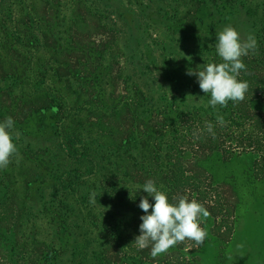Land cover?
<instances>
[{
	"label": "rangeland",
	"instance_id": "obj_1",
	"mask_svg": "<svg viewBox=\"0 0 264 264\" xmlns=\"http://www.w3.org/2000/svg\"><path fill=\"white\" fill-rule=\"evenodd\" d=\"M240 1L230 6V0H214L220 11L212 0H0V122L12 117L20 133L14 140L18 155L0 169V264H55L51 246L60 240L50 220L69 216L67 226L74 228L86 220V230L94 232L89 219L76 218L81 208L95 222L109 213L115 220L128 214L120 197L112 201L114 208L104 206L113 186L132 180L124 186L140 203L147 194L137 185L148 179L158 188L165 185L167 176H147L131 157H115L131 133L147 152L152 141L145 137L158 132L166 135L169 149L193 158L182 166L174 154L166 156L175 160L182 181L169 201L196 199L215 222L212 234L220 242L230 238L235 196L197 164L214 150L223 157L239 150L253 157L247 163L255 176H264L261 129L258 137L250 133L253 123L261 128L264 114L249 106L264 107V5ZM247 8L256 17L250 20ZM227 25L242 37L253 34L258 47L242 58L246 71L238 78L248 82L245 99L228 102L243 110L244 120L221 116V125L218 115L196 111L195 101L205 93L186 72L222 62L216 34ZM136 112L139 118L133 119ZM209 120L214 137L205 128ZM152 158L148 165L154 166ZM259 194L264 198V184ZM67 236H60L62 245L70 241ZM215 246L209 244L199 260L192 254L196 243L186 239L172 247V255L181 264H212ZM110 247L112 257L119 255L115 241Z\"/></svg>",
	"mask_w": 264,
	"mask_h": 264
},
{
	"label": "trees",
	"instance_id": "obj_2",
	"mask_svg": "<svg viewBox=\"0 0 264 264\" xmlns=\"http://www.w3.org/2000/svg\"><path fill=\"white\" fill-rule=\"evenodd\" d=\"M212 1L211 5L221 11L222 8L218 7L215 3L216 0L215 2L214 0ZM244 1L245 0H242V4ZM248 1H251L253 4L262 2L264 5V0ZM233 2H238V4L241 3L240 0H230L228 4L232 6L234 4ZM246 15L250 20L256 17V13L253 12L251 8L246 9ZM237 79L241 80L240 78ZM209 99L210 94H203V97H197V100L195 101L197 105L196 111H198L201 116L205 114H213L212 117L214 118L215 115H218V117L225 116L229 121L230 119L233 120L231 117L234 115V118L237 121L244 120L242 115L243 110L241 108H237L234 104H232V108L229 104H227L226 107L218 105L213 108L208 104ZM249 106L264 114V107L261 105L259 106L256 102H251ZM139 109V107L135 108L136 111ZM142 111L143 109L138 111L140 115H143ZM192 111L195 110L192 109ZM235 111H240V116H238ZM138 112H136L137 116L135 115L133 119L139 118ZM209 121L213 124L212 120ZM260 123H262L261 128L258 127L261 124L253 123L250 133L251 135L254 133V135L257 136V130L261 129V134L259 133V136H261L264 143V122ZM148 130L149 129H147V131ZM137 135L135 136L134 133H131L127 140H122L117 147L115 157L117 156V158L121 159L131 157L133 163L139 166L140 171L142 173L145 172L147 176L152 177V175L155 176L156 174H162L163 178L167 176V178H164L166 180V184H160V188L162 186L161 190L166 192L170 200L173 193H177L176 190L178 189V185L182 181L179 182L176 178L175 173L179 172V170L175 160L169 159L166 161V156H172L174 154L175 158H178L176 160H182V166L188 165L193 158L191 156L189 158L188 156H184L185 153L179 154L176 149H169V146L167 147V144H164L166 135L159 134L158 132H151L148 134V137H145L148 138V141H152V152H147V147L144 150L143 148L145 146H140L141 141L136 139ZM235 148L238 149V147ZM134 151L137 152L136 156L133 155ZM236 152V154H229L228 157H223L220 150L217 149L197 164L198 167L210 175L211 180L216 185H224L231 189L236 199L233 222L231 224V236L226 241L223 240L220 242L218 238L212 234L215 222L210 218V216L206 221L202 222L203 224L208 223L209 228H207V226L205 227L207 237L203 244L200 245L199 248L197 246V249L192 254L200 260V252H203L206 256V250L207 248H210L208 245L216 243V246L213 248L214 255L212 264H260V260L262 259L264 253V203L262 202V199L264 200V198L259 194L260 188L264 184V176L256 177L251 164L249 165L247 163V159H253L252 156H249L251 154L248 152L241 153L239 150ZM150 155L154 157L152 158L154 166L148 165L150 163ZM255 158L256 156H254V160ZM165 166H168V171H171V173L166 171ZM148 170L150 172H148ZM163 178L162 183H164ZM132 182V180H128L127 182H123L122 185L118 187L113 186V188L108 191L109 198L103 199L106 200L105 204L103 202L104 206H107L108 204L110 207L114 208L112 201H115V199L120 197L121 201L124 202H120V204L127 206L125 211H127L128 214H126V212H121L119 215L120 218L115 220L114 215L112 216L109 213V215L105 218L95 222L93 218L92 220L91 217L88 218L89 212L84 210V208H81L78 211L76 218L81 220L83 218L89 219L88 221H91V226H96L98 229L94 232L86 230L85 227L88 228L86 220H82L80 225L74 228L72 226H67V217L69 216H67L64 220L58 216H56V220H50L52 216L45 214L46 218L49 217L48 219L51 222L50 226H53L52 231L54 235L60 240L58 246H51V254L53 256L52 259L55 264H72L77 260H80L81 264H181L172 255V247L166 253H162L154 259L150 254V247L138 250L135 245L134 239L140 234L139 225L142 223L139 219L142 215H144V213L138 206L139 201H132L129 190H126V187L124 186L125 183L132 184ZM139 185L142 186V184ZM186 191L188 192L187 187L184 186L182 192L185 193ZM149 202L154 204V200L152 198L149 199ZM129 211L131 215L129 214ZM149 211H151V209ZM111 218L114 220L112 221ZM62 235H68L66 238L70 240L68 241V244L62 245V238H60V236L63 237ZM85 235L87 237H85ZM99 239H101L100 242ZM112 241L113 243L115 241L116 247L118 248L117 250H119V255L115 257H112L110 253V245ZM241 244L243 247L237 248V245ZM229 256H231V259H228ZM194 261L195 260H189L188 262L189 264H194Z\"/></svg>",
	"mask_w": 264,
	"mask_h": 264
},
{
	"label": "clouds",
	"instance_id": "obj_3",
	"mask_svg": "<svg viewBox=\"0 0 264 264\" xmlns=\"http://www.w3.org/2000/svg\"><path fill=\"white\" fill-rule=\"evenodd\" d=\"M216 41V53L222 62L205 64L202 69L200 66L196 70L189 68L186 72L189 76H196L205 95L210 94L208 104L213 108L217 105L226 107L229 101L238 103L245 99L248 82L237 78L241 70L246 71L242 58L250 52L256 53L258 47L253 34L242 37L232 25L217 32ZM218 123H224L222 117L218 118ZM14 125L15 122L10 116L0 122V169L6 168L11 158L18 155L14 140L19 138L20 133L15 130ZM205 128L209 134L215 136L211 122H206ZM137 188H142L147 194L141 197L138 205L144 213L140 217V234L134 239L138 250L150 247V254L155 259L186 239L194 241L197 246L203 244L207 232L201 227V223L207 220L210 212L202 204L196 199L189 200L187 196L174 197L178 202H170L166 192L161 190L162 186L158 188L153 179H148L142 186L137 185ZM95 197L96 193L93 191L90 194V203H96ZM148 197L154 199V204L149 202ZM242 247V244L237 245V248Z\"/></svg>",
	"mask_w": 264,
	"mask_h": 264
}]
</instances>
